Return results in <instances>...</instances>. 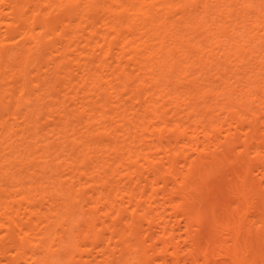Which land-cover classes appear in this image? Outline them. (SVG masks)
Returning a JSON list of instances; mask_svg holds the SVG:
<instances>
[{
    "label": "bare ground",
    "instance_id": "1",
    "mask_svg": "<svg viewBox=\"0 0 264 264\" xmlns=\"http://www.w3.org/2000/svg\"><path fill=\"white\" fill-rule=\"evenodd\" d=\"M0 264H264V0H0Z\"/></svg>",
    "mask_w": 264,
    "mask_h": 264
},
{
    "label": "rangeland",
    "instance_id": "2",
    "mask_svg": "<svg viewBox=\"0 0 264 264\" xmlns=\"http://www.w3.org/2000/svg\"><path fill=\"white\" fill-rule=\"evenodd\" d=\"M88 247H89V245H88Z\"/></svg>",
    "mask_w": 264,
    "mask_h": 264
}]
</instances>
